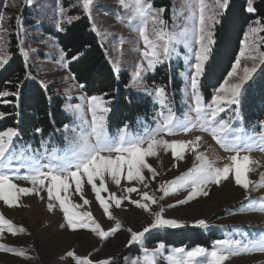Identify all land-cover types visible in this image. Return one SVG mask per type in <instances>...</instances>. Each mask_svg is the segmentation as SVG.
<instances>
[{
  "label": "snow or ice",
  "instance_id": "6c2138e0",
  "mask_svg": "<svg viewBox=\"0 0 264 264\" xmlns=\"http://www.w3.org/2000/svg\"><path fill=\"white\" fill-rule=\"evenodd\" d=\"M124 14L118 15L121 22L137 34V45L133 50L139 52L141 59L135 63L131 74V87L143 91L152 97L157 112L153 117L154 127H147L142 132L132 133L129 124L125 122L112 135L108 131V116L112 112V101L107 99V93L91 95L87 99L91 120L84 118V108L81 104H66L63 111L71 118V123H64L54 127L48 139H44L45 129L36 127L34 135L40 136L37 149L30 144L18 145L22 139L19 127H8L0 130V201L8 208L21 206L22 198L38 197L46 203L49 213L60 212L62 222L59 228L73 233L86 230L100 241H107L124 226L113 213V207L121 208L125 202L152 217L151 222L142 230L124 229L129 234L126 247L139 246L142 255L129 259L124 257L125 264H157L156 257L166 249L163 241L157 242V247H144L145 238L154 230L183 229L186 222L164 215V208L153 211L154 205H159L165 197L184 191L183 199L177 200L168 207L186 205L190 201L201 197L207 198L212 187H220L229 180L236 186L250 192V185L254 188H264V173L258 181L249 179L248 173L253 171L249 167L253 163L247 154L253 150L264 151V120L260 121L258 132L248 134L243 127L233 128L235 120H240L239 106L245 86L253 79L261 65H264V18L255 17L247 26L243 34L242 48L236 57L227 77L214 89L209 101L201 94L200 81L205 74L208 62L212 58L213 47L216 44L215 26L220 23L219 17L228 9L229 0H213L211 8L206 0H181L178 10L173 9L172 27L165 19V7L155 8L151 0H117ZM95 0H81L79 6L89 20L93 32L99 35L98 27L92 15ZM32 0H25V6H30ZM246 11L255 14L257 9L254 0H246ZM7 5H5L6 7ZM69 9L58 6L54 28L57 32H64L65 25H71L81 19L79 15H69ZM5 14L0 12V32L3 29ZM18 32L20 31V17H16ZM182 23L177 24L176 21ZM107 35V33H105ZM3 36L0 35V41ZM144 47L140 49L139 43ZM125 41L121 40L120 44ZM178 46H182L188 53L184 56L188 64V73L181 75L186 81L183 92L186 111L178 117L173 108V101L169 98L166 87L155 86L148 88L145 77L154 73L158 66L165 65L174 56L179 57ZM31 51H35L32 49ZM19 53L27 61L29 50L23 47L20 40ZM83 53L71 56L65 60L67 53L61 49V60L65 68L72 61H76ZM242 58L251 64H243ZM10 56L0 47V68L8 64ZM113 72L118 76L121 70L120 61L111 62ZM27 67V64H26ZM73 79L75 75L73 74ZM35 80L31 72H26L24 80ZM43 88H47L44 81H39ZM15 91L0 90V103L15 104L19 107L20 87ZM128 86V85H126ZM81 89L86 85L79 84ZM12 97L14 99H8ZM189 99L191 102H189ZM131 103V100L128 101ZM231 111L234 118L224 119L221 113ZM194 113V115H192ZM6 113L0 112V119ZM55 124V121L52 122ZM193 131L209 134L224 151L234 153L227 157L230 161L222 167L210 160L200 151L201 136L193 139H177L179 134L190 135ZM60 134L65 142L63 148L51 145V137ZM160 153L170 154L177 162L185 160L186 153L194 156V163L186 172L173 180L159 184L157 191L162 195L157 198L150 192L151 183L160 175L148 158L158 157ZM147 171L148 175H145ZM16 181H24L27 186H21ZM122 182L123 186H122ZM109 183L114 184L123 192L118 196L109 190ZM90 186L94 199L102 209L108 220L114 226L105 229L93 216L90 210H84L92 201L85 196V187ZM145 189V190H141ZM139 198L134 199L132 194ZM79 197L80 203L72 196ZM247 204L242 208L249 212L264 213V199L253 200L246 197ZM193 227L209 229L210 224L205 219H198L192 223ZM239 231V230H235ZM8 233L13 236L26 233L22 226L18 227L12 220L0 213V239ZM244 240L231 237L217 239L211 249L195 246L190 250L184 247L173 248L168 256V264H225L230 257L242 253H264V232L255 238L248 239L247 233L242 234ZM246 240V242H245ZM0 251L18 257L30 259L25 249L0 244ZM98 251V250H97ZM70 259L72 264H115L116 257L94 258V253L80 255L75 250H67L61 260Z\"/></svg>",
  "mask_w": 264,
  "mask_h": 264
},
{
  "label": "rangeland",
  "instance_id": "374dc122",
  "mask_svg": "<svg viewBox=\"0 0 264 264\" xmlns=\"http://www.w3.org/2000/svg\"><path fill=\"white\" fill-rule=\"evenodd\" d=\"M23 1L0 0V12L5 14L3 29H6V31L0 32V35L3 36V40L0 41V47L3 48L7 55V41L10 30L8 20L13 14L20 12ZM66 1L68 6H65ZM171 1L172 12L168 18L165 17L169 21L170 29L173 23L171 19L173 9L178 10L181 6V0ZM80 2L81 0H32L34 11L29 17L32 21L20 24L19 33L20 40H23V47L29 50V56L25 63L28 65L32 75L36 77L35 80L38 82L44 81L47 89H54L59 95L66 97L63 108L66 104H81L84 108V118L90 121L91 113L87 107V99L90 96L79 87V84L72 78L73 76L68 68L63 66L64 61L61 60V48L58 40L56 36L47 31L48 27L55 29L54 22L57 18L58 6L69 9L71 5L79 6ZM206 3L211 8L213 0H206ZM5 5L7 6L5 7ZM155 8L158 7L155 6ZM123 14V9L120 8L117 0H95L92 8V15L100 34L95 33L104 45L110 62L114 60L120 61V71L128 73L127 85L131 87V74L134 71L135 63L141 57L139 52L133 50L137 47L134 43L138 39L137 34L127 26L126 21L121 22L117 18L118 15L122 16ZM176 23L180 24L182 21L177 20ZM121 40L125 41L122 45L120 44ZM138 47L143 49V43L140 42ZM32 49H35V51H31ZM178 52L180 54L179 57L174 56L172 59L175 62L181 61V59L185 62L184 56L188 54L186 50L182 46H178ZM245 63L251 64L250 61L242 58V66ZM186 66L188 68V64ZM147 76L148 74L145 77V85L148 88L155 87V85L147 82ZM189 102H191L190 99ZM69 123H71V118ZM108 131L112 135L117 132L111 131L109 126ZM130 132L142 131L135 130ZM195 136L202 137L200 151L204 152L210 160L215 161L217 166L222 167L230 162L227 157L234 153L224 151L207 133L193 131L190 135L181 133L175 138L193 139ZM64 146L65 144L61 148ZM245 154L249 155L253 161L249 165L253 169V171L248 173L249 179L258 181L260 174L264 173V151L257 149L250 153L242 152L241 156ZM185 156V160L178 162V166H175L177 162L170 154L160 153L158 157L148 158V162L156 168L160 175L156 181L151 183L150 189L147 190L154 192L159 198L162 195V193L157 191L160 183L173 180L193 166L194 156L191 153H186ZM145 175H148L147 171ZM16 183L21 186H27L24 181H16ZM108 186L111 192H115L118 196L123 195V192L114 184L109 183ZM250 189V192H246L242 187L236 186L233 181L229 180L220 187H212L207 198L201 197L190 201L186 205L168 207L169 204H174L186 195L184 191L171 194L160 200L159 205H154L153 211H158L160 207H163L166 217L184 221L188 226H192L195 220L205 219L209 222L210 228L207 230L203 229L204 231L219 229L226 233V238L231 237L241 240L245 239L242 234L247 233V238L252 239L259 233L264 232V213L245 211L242 208V204H247L246 197L249 196L253 200L264 199V188H254L250 185ZM84 194L87 199L92 201L84 210H90L105 229L114 226L113 221L107 219L95 201L90 186L85 187ZM132 196L134 199L139 198L135 193ZM72 199L80 203L78 196L73 195ZM0 213L7 219L12 220L18 227L22 226L26 229V233H19L15 236L5 233L3 239H0V244L25 249L27 255L31 257L26 259L0 251V264H72L70 259L61 260V256L67 250H75L80 255H87L91 252L94 253V258L116 257L115 264H125L124 257L133 259L138 255H142V253L139 246L126 247L129 234L124 229L130 227L136 231L142 230L152 219L149 213L137 209L127 202L119 209L113 207V213L120 220L124 229L107 241H100L86 230H79L73 233L60 229L59 224L62 222V214L60 212L49 213L46 209V203L41 202L35 196L22 198L21 206L15 208H8L0 201ZM143 246L151 250L157 247V243L148 245L145 238ZM173 248L177 247L166 246V249L156 257L157 264H168L167 258ZM225 264H264V253H242L230 257L225 261Z\"/></svg>",
  "mask_w": 264,
  "mask_h": 264
},
{
  "label": "trees",
  "instance_id": "16d2710c",
  "mask_svg": "<svg viewBox=\"0 0 264 264\" xmlns=\"http://www.w3.org/2000/svg\"><path fill=\"white\" fill-rule=\"evenodd\" d=\"M155 7H165L164 17L168 18L172 12L171 0H151ZM23 6L18 14H13L8 20L10 26L7 53L10 56L8 64L0 68V90L15 91L17 84L20 87L19 107L15 104L0 103V112L6 113L0 119V130L8 127H19L22 139L18 145L30 144L33 149L39 147L40 136H35L34 129H45L44 139L49 138L54 127H59L70 122V117L63 111L66 97L59 95L54 89H45L36 80H24L26 72H30L23 56L19 53L20 33L17 35L18 26L16 17H20L19 25L32 21L29 17L33 14L34 6ZM68 6L66 1L65 6ZM246 0H229L228 9L223 13L220 23L215 26L216 44L213 47L212 58L208 62L204 76L200 81L201 94L206 101L210 100L214 89L227 77L231 67L242 48L243 34L247 31L248 24L255 17L264 18V0H254L257 9L255 14L246 11ZM33 8V10H32ZM69 15H79L81 19L71 25H65L64 32H57L53 27L47 31L56 36L59 46L69 60L71 56L83 53L76 61L68 65L70 74L75 75L78 84H85L82 90L89 96L107 93V99L112 101V112L108 116V126L111 131H117L125 122L129 124V131H143L147 127H154L153 117L157 106L153 104L152 97L143 91L126 86L128 73L113 72L112 63L104 45L99 37L89 26V20L83 14L80 6L69 8ZM264 36V33H260ZM264 50V46L261 47ZM181 73H188L184 61L175 62L171 59L165 65L158 66L154 73H149L147 82L155 86H165L169 98L173 101V108L178 116L186 111L184 105V89L186 82ZM8 99H14L8 97ZM129 99L131 103H129ZM241 119L235 120L233 128L243 127L248 134L258 132L260 121L264 120V65L258 68L253 79L245 86L239 106ZM224 119L234 118V113L227 111L221 113ZM55 121V124L52 122ZM65 142L60 134L51 137V145L61 147ZM226 238V233L219 229L204 231L193 226L183 229H167L153 231L146 237V243L152 245L163 241L166 246L184 247L187 250L195 246L211 248L217 239Z\"/></svg>",
  "mask_w": 264,
  "mask_h": 264
}]
</instances>
